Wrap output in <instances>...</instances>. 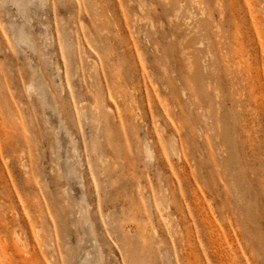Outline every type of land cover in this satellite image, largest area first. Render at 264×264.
Wrapping results in <instances>:
<instances>
[{
	"label": "rangeland",
	"instance_id": "obj_1",
	"mask_svg": "<svg viewBox=\"0 0 264 264\" xmlns=\"http://www.w3.org/2000/svg\"><path fill=\"white\" fill-rule=\"evenodd\" d=\"M92 237L264 264V0L0 1V264H96Z\"/></svg>",
	"mask_w": 264,
	"mask_h": 264
},
{
	"label": "bare ground",
	"instance_id": "obj_2",
	"mask_svg": "<svg viewBox=\"0 0 264 264\" xmlns=\"http://www.w3.org/2000/svg\"><path fill=\"white\" fill-rule=\"evenodd\" d=\"M1 1V0H0ZM140 7V6H139ZM142 8V7H141ZM142 10V9H141ZM144 11V10H143ZM145 12V11H144ZM147 13V12H146ZM94 62H95V60H94ZM95 64L96 63H94V66H95ZM97 65V64H96ZM55 70H56V72H59L58 70H59V67H58V65L56 66L55 65ZM45 83V82H44ZM45 87H47V86H45ZM38 89H39V87L37 86V84H36V82H35V80H34V78H30L29 80H27L26 82H25V84H24V90H25V92L28 94V95H31V94H36V95H39V91H38ZM50 89V88H49ZM51 90V89H50ZM50 90H47V91H49V93L51 94V98L52 99H55L54 97V94H52L51 92H50ZM54 97H53V96ZM58 119H59V123L61 124V126H64L65 124H63L64 122H62V118H61V116L59 115V112H58ZM68 129V128H67ZM69 131V130H68ZM65 132H67L66 131V129H65ZM68 134V137H69V139L71 140V141H73V139L71 138V136H70V134L69 133H67ZM74 137V136H73ZM76 142V141H75ZM78 154V153H77ZM77 157H79V154L77 155ZM81 176V175H80ZM80 179H82L81 177H80ZM83 184V183H82ZM66 191V190H65ZM84 197H82L81 198V200H80V208H79V210H78V215H80V217L82 216V217H84L83 215L85 214V213H88L87 211V206H86V204H83L82 202H85L84 201V199H83ZM87 215V214H86ZM87 217H88V215H87ZM87 217H84V219L85 218H87ZM86 220V219H85ZM87 222V221H86ZM88 229H89V231L91 232L90 234H93V226H92V224L91 223H89L88 222ZM40 227H36L35 228V232L37 233V234H40ZM93 236V235H92ZM93 238V237H92ZM94 239V242L96 243V240H95V238H93ZM20 238H18V241L20 242ZM8 245V244H7ZM96 264H101L100 262H101V260H102V251H101V247L99 246V244H97L96 243ZM6 248H8V246L6 247ZM25 254H28L29 256H30V258L32 259V256H34V252L33 251H31L30 253H29V251L28 250H26L25 251Z\"/></svg>",
	"mask_w": 264,
	"mask_h": 264
}]
</instances>
